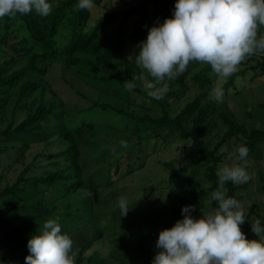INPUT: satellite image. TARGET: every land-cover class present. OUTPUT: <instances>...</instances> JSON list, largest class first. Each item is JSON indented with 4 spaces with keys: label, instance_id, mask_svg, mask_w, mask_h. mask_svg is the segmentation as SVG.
Returning <instances> with one entry per match:
<instances>
[{
    "label": "trees",
    "instance_id": "16d2710c",
    "mask_svg": "<svg viewBox=\"0 0 264 264\" xmlns=\"http://www.w3.org/2000/svg\"><path fill=\"white\" fill-rule=\"evenodd\" d=\"M174 1L94 0L93 7L105 10L94 24H90L93 7L77 9L78 0H53V10L43 17L30 12L0 19V181L5 180L0 187V264H25L27 240L39 232L46 219L54 217H59L63 233L71 237L78 232L86 239L83 244L79 242L81 247L75 252L74 264H113L100 250L87 254L93 245L108 239V226L99 223L105 213L113 218L112 227H118L117 222L122 221L135 223L140 229L136 237L133 234L138 248L134 244L130 250L127 245L117 257H140L142 264H151L158 251L154 246L160 228L171 227L181 219L184 205L194 206L193 217L201 215L199 209L203 212L204 199L218 187L216 170L229 155L224 147L231 139L242 135L249 152L264 140V127L248 129L228 104L229 89L239 74L251 70L252 80L257 75L264 76V54L248 56L241 62L243 66L222 83L224 96L220 103L208 99L216 83L215 73L210 65L195 61L189 63L185 73L168 82L169 91L161 100L148 97L141 81L131 91L124 88L125 81L134 75L152 79L135 66L134 58L126 56L128 39L138 40L136 55L148 28L156 20L162 22L172 15ZM113 23L116 26L110 29ZM261 34L264 26L258 29V36ZM56 62H61L62 68L69 69L92 90L100 95L109 94L123 105L89 99L76 91L91 103L73 111L57 110V91L47 77ZM191 90L184 106L173 113L172 103H181ZM135 94L142 95L144 100L137 102ZM112 117H118V121H111ZM218 129L223 133L211 147L207 139ZM87 130L109 135L122 132L115 142L116 155L110 160L99 162L110 144L89 149V156L99 162L98 170L105 169L92 183L93 172L85 169L90 160L81 142ZM121 139L126 141V147L120 146ZM177 139L190 143L191 153L183 155L181 161H163L162 166L168 171L167 184L149 180L148 188L142 186L129 195V209L120 215L118 201H111L117 200L120 191L127 187L117 182L145 167V149L156 152L158 140L162 146H169ZM91 140L98 143L101 137ZM37 144L43 148L34 153L13 182L6 180V171L24 161L29 149ZM43 160L47 163L39 164ZM201 175L208 180V186H199ZM166 187L171 189L166 203L145 213L142 221L134 222V213L142 209V203ZM225 187L228 195L241 202L240 191L248 188V182H226ZM101 188L108 191L97 196ZM96 203L110 206L97 209ZM256 207L254 203L248 212L244 211L246 219L240 228L245 236L251 230V221L257 219L253 217ZM90 228L94 231L87 238L85 231Z\"/></svg>",
    "mask_w": 264,
    "mask_h": 264
},
{
    "label": "clouds",
    "instance_id": "9594fccd",
    "mask_svg": "<svg viewBox=\"0 0 264 264\" xmlns=\"http://www.w3.org/2000/svg\"><path fill=\"white\" fill-rule=\"evenodd\" d=\"M93 4L94 0H78L76 8L91 9ZM53 7V0H0V19L30 12L43 17ZM262 26L264 0H175L172 15L148 28L133 60L152 79L134 75L124 88L131 91L141 81L148 97L161 100L169 91L168 82L195 61L210 65L218 78L208 99L220 103L224 96L221 85L238 71V65L250 55L264 54V34L258 36ZM119 144L127 146L123 139ZM248 152L246 145H239L236 159L242 163L217 168L218 187L211 192L206 211L199 209L201 215L193 217L194 206L184 205L182 218L159 231V250L151 264H264V223L259 218L251 221L257 238H246L240 228L246 219L243 206L225 187L226 182L238 185L250 179ZM129 205L126 198H119V214L125 215ZM58 221L59 217L46 219L39 232L29 237L25 264H74L73 240L61 231Z\"/></svg>",
    "mask_w": 264,
    "mask_h": 264
},
{
    "label": "rangeland",
    "instance_id": "374dc122",
    "mask_svg": "<svg viewBox=\"0 0 264 264\" xmlns=\"http://www.w3.org/2000/svg\"><path fill=\"white\" fill-rule=\"evenodd\" d=\"M175 1L172 3V8L174 6ZM120 7V5H119ZM104 8L102 7H93V15L90 20V24H94L95 21L99 16H101L104 12ZM161 22V19L156 20V22ZM116 23H113L110 26V29L112 27H115ZM138 44V40L135 38H129L126 48V56L129 58L135 57V49ZM243 66L242 63L238 65V69ZM254 75V72L249 70L245 74H239L236 78V83L232 85V87L229 89V99L228 104L231 108L232 112L236 115L237 119L246 125L248 129L251 128H263L264 127V76L257 75L254 80H252V76ZM144 78L147 79L146 75H143ZM47 77L50 78L51 83L53 84L55 90L57 91V95L54 97V100H56L58 104L59 111L69 108L71 111L74 109H79L80 107L87 106L91 103L90 100L85 98L83 95H80L76 91H80L81 93L89 96V99H100L101 101H109L113 104H120L121 102L118 101L115 97L109 95V94H99L97 91L92 90L91 87H89L87 84L83 83L81 80H79L69 69L62 68L61 62H56L54 67H52ZM216 83H218V78L216 77ZM215 83V84H216ZM237 90H240L238 93ZM192 91L188 93L182 100L174 101L172 104L173 113H177L181 107L184 106L186 100L189 98V96L192 94ZM135 98L137 102H141L144 100V97L140 94H135ZM122 104V103H121ZM120 104V105H121ZM123 105V104H122ZM11 106V105H10ZM118 117H112L111 121L117 122ZM118 124H121L120 122ZM116 132V131H114ZM223 133L222 129H218L214 131V134H211L210 137L207 139L209 142V145L212 147L215 142L221 137ZM122 132L119 131L116 133H111L109 135L107 132L103 133L100 132L99 134H96L95 132L91 130H87L83 133V138L81 137V142L83 145L84 152L89 157V163L86 165L85 169L87 172H93L90 173L91 180L90 183L94 182L93 180L98 179L100 176H102L105 173V169L102 171L98 170L97 166L100 163H104L106 160H110L113 156L116 155V145L115 142H118V139L121 137ZM101 137V140L97 143L94 142V140H91V138ZM85 137L87 139H85ZM115 140V141H114ZM243 137L242 135H238L231 139L228 145L224 147V150H226L229 153H232L233 156L230 158L229 155L225 157L224 162L225 164H233V163H242L238 159H236V149L239 145L243 144ZM157 142V140H156ZM155 142V143H156ZM100 144H110L111 147L109 148L108 152L101 157L99 162H96L93 157L89 156V149H96V146H99ZM43 147L41 144L33 145L29 151L27 152V156L24 159V161H19L13 164L7 171L5 179L9 182H13L14 179L18 176V174L21 172V170L25 167L27 163L30 162L32 159L34 153L38 150H41ZM157 150L156 152H151L148 149H145L143 158L146 161L145 167H143L142 170H138L131 175H128L127 177H123L117 182V185L123 187L126 186L127 189H122L120 191V196L124 198H128L129 195L133 191H137V188L149 187V180H154V182L157 180H160L158 182L164 181V184L167 180V174L168 171L163 168L162 162L166 160H174L176 161L178 158V161H181V158L185 154L191 153V144L188 142L184 143L177 139L174 143H172L169 146H162V141L158 140L157 143ZM6 161V160H5ZM4 161V162H5ZM47 163V160L40 161L39 164L45 165ZM248 168L247 171L250 174V179L248 182V188L242 189L240 191V195H242L241 204L243 206V210L245 212H248L251 206L255 203L257 205L253 217H257L261 220H264V190L262 189V175H264V140L255 148V150H252L248 152L247 156V164ZM125 171V168L123 169V172ZM156 175V177H155ZM98 182V180L96 181ZM5 184V180L2 179L0 181V187ZM176 187L179 186V183H175ZM209 182L208 180L201 175L199 179V186H208ZM171 189L169 187H166L164 190L162 189L161 192L158 191L154 193V195L151 197V199H146L142 203V209H139L136 211L135 218L133 217L134 222L142 221L141 219L145 213H147L150 210H156L158 207L163 206L169 196V192ZM108 190L99 189V193L97 196H101L103 193H106ZM211 195V194H210ZM206 197L204 199V205H203V211H206L208 207L210 206L209 197ZM119 198L115 201H111L112 203H116V201L119 200ZM96 202H99V199H96ZM111 203V204H112ZM110 206V203H96V208H108ZM211 206H215V201H211ZM138 212V213H137ZM138 216H137V215ZM112 220L110 213H105L100 219L99 223L102 225L108 226L106 228V232L108 234V239H103L93 245L91 247V250L87 252V254H90L93 252L94 249L100 250L101 254L107 256L110 261L113 264H142V259L140 257L138 258H130L129 256H125L126 259H121L117 257V254L120 249H125L127 245L129 246L130 250H133L134 248H138V240H136L134 237H136L138 234V231H140L137 224L133 223L130 224L128 222L123 223L122 221L117 222L118 227H112ZM160 222V221H158ZM157 222V223H158ZM156 223V224H157ZM160 225V223H158ZM162 229V228H160ZM94 231L93 228H90L85 231V235L88 238L92 232ZM133 234L134 237H133ZM84 235V236H85ZM132 235V236H131ZM73 240V247L75 249V252L81 247L80 243H84L86 241L85 238L80 237L78 235V232L76 234H73L71 236ZM246 238L248 239H255L256 234L253 233L251 230L246 235ZM156 244V243H155ZM154 246V245H153ZM154 248L157 249L156 246ZM159 250V249H158ZM129 258V259H128Z\"/></svg>",
    "mask_w": 264,
    "mask_h": 264
}]
</instances>
